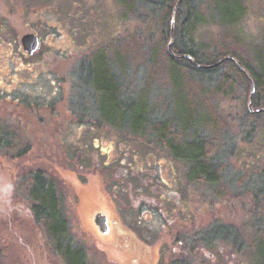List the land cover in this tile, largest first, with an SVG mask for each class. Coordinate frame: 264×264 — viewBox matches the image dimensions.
Instances as JSON below:
<instances>
[{"label": "rangeland", "instance_id": "obj_1", "mask_svg": "<svg viewBox=\"0 0 264 264\" xmlns=\"http://www.w3.org/2000/svg\"><path fill=\"white\" fill-rule=\"evenodd\" d=\"M18 1L23 4L17 9L0 2V12L8 13L7 21L0 13V125L9 132L0 136L14 144L0 143V264H66L43 236L22 188L38 172L59 185L68 239L83 247L87 264H156L166 232L186 225L198 236H210L218 226L226 230L212 236L208 255L196 247L194 264H264V116L249 112L247 84L226 75L231 80L219 90L220 83L198 82L181 70L175 91V70L166 55L160 51L146 67V49L161 39L153 0H133L135 9L126 0ZM236 1L240 7H229L224 18L211 0H191L198 21L185 32L188 8L183 9L175 27L178 47L193 46L203 58L210 52L245 58L263 52V64L256 55L249 59L250 70L262 74L264 0ZM25 31L41 39L34 54L20 42ZM97 53L111 70L123 57L124 100L150 110L139 125L147 116L156 126L166 121V128L176 129L174 116L179 118L185 99L190 115L211 122L198 129L220 167L216 182L196 179L191 163L171 151L169 137L130 128L125 120L131 113L125 120L124 111L106 114L110 122L101 119L89 64ZM263 100L256 88L253 108ZM141 208L147 220L161 218L152 223L157 243L141 239L135 218ZM186 210L193 212L188 223L181 213ZM97 212L116 219L108 234L96 228ZM167 249L159 264L176 257Z\"/></svg>", "mask_w": 264, "mask_h": 264}, {"label": "trees", "instance_id": "obj_2", "mask_svg": "<svg viewBox=\"0 0 264 264\" xmlns=\"http://www.w3.org/2000/svg\"><path fill=\"white\" fill-rule=\"evenodd\" d=\"M190 1L191 0L182 1L176 14L175 22V27L177 29L180 18L183 13V9L187 7L188 12L186 13L182 22L184 30L187 33H189L188 31L191 30V28H195L193 26L198 21L190 5ZM126 2L128 4L133 5V8L135 9L133 0H126ZM151 2L153 5L152 7H154L153 11L156 12L155 15H157L156 26L161 32V39L156 42L154 46L151 45L148 49H146L149 52V56L147 55L146 57V67L147 65L149 67H152L149 63L160 51L164 55H166L169 59L170 65L175 70V85L174 87L172 86L175 91H177L179 86V72L181 70H186L188 73L190 71V75L195 81L203 82L210 85L212 83H215L214 85H218L220 83L219 90H221L231 80L230 78H232V76H239L240 80L243 83L247 84V87L251 89V84L250 82H248L245 75L246 73H248L253 78L257 90H261L264 99V71L262 72V74L259 73L258 75H256L250 70L249 61V59L253 55H256V61L263 64L261 54L263 52H259L258 55L254 53L248 58H245L243 55L240 56L238 52H220V54L222 55L210 52L209 54L205 55V58H203L198 55L197 50L193 46L186 49L179 48L177 44V33H175L173 45L174 52H176L177 54H189L196 59V62L198 64H214L227 56H231L235 60H226L216 67L203 69L194 65L191 59H179L173 57L168 53L167 42L169 41L168 38L170 37L172 11L177 0H153ZM237 2L238 1L236 0H211L212 4L216 3V8L221 10V12L219 13L221 17L224 18L227 17V12L230 10L229 7L236 9ZM238 5L240 7L239 2ZM133 8L130 9L131 12H135ZM233 9L231 10L233 11ZM150 31L151 29H147L145 31V35L147 36L148 34H150ZM119 50L120 49H116V52H118ZM104 59L105 56L99 53L89 59V64L93 67L92 71L94 73V82L92 85L93 89L95 90V95L99 97L98 105L100 107V112L102 114H112L114 116L118 115L119 113L123 114L124 111L123 120H125L126 114L129 115V113H131V119L125 120L126 123H130L128 124L130 128L142 131L148 129L151 134L162 136L161 139H166L169 137V139L171 140L169 141L168 139L167 143L168 145L170 144L171 151L174 155L181 157L183 160L191 163V170H193L196 179L201 180L209 178L212 182H216V179L219 177H216L214 171L219 175L221 173L219 172L220 167L215 165V162L213 161V155L211 154V146L210 144H208V141L201 136L200 131L198 129V127L201 126L204 120H206L204 125L209 124L211 122H209L205 118H195L190 115L189 112L190 110H192V108L189 104L191 102L188 99H185L186 103L182 106V110L179 113V118L176 115L174 116V120L177 122V125H175L176 129H173L174 131L166 128L165 124H168L166 121H163V124L161 126H156L157 121L152 122L153 120L147 118V116L144 118L142 126L139 125L141 119L143 118V114L148 115L150 110L149 108L143 107V105L140 103L136 105L129 104L130 99L129 102L127 101L128 103H126V100H124L125 92H123V82L120 81L122 79L120 73L123 74V72L119 73V68H121V70L125 68V65L123 64V57H118L119 62L117 64L114 62L112 63L113 65L111 64L114 70H111L110 65L105 63ZM262 67L264 68V66ZM262 67L261 70L263 69ZM222 68H225L226 70L224 73L220 74L219 71H221ZM150 73L152 74V71ZM180 73H182V71ZM226 75L230 76V78H225L224 76ZM220 76L223 78H219ZM144 83L146 84L145 80ZM146 88H148V85H146ZM139 90L138 92H140ZM254 97L255 94L253 95V101ZM133 99L136 98L133 97ZM185 101L182 97L181 102L184 103ZM131 102L134 101L131 100ZM261 102L262 103L260 105L256 104L257 107L254 104V108H264V100ZM185 114L186 117L184 116ZM256 115L264 116V113H259ZM167 129L171 130V132L166 131ZM4 131V128L0 125V132L9 135V132ZM192 132V135H185V133ZM178 133H181V137L179 139L180 142L177 143L175 142L173 137L179 136ZM4 139L2 136H0V143H7V146L5 145V147L10 148L14 145L13 142L10 143L12 141L9 140L10 138H6V142L3 141ZM26 178L28 181L23 183L22 188L24 189V192L29 193L31 197V210L33 213V218L39 226L46 241L50 243L52 250L56 251L59 256H62L66 264H87L86 254L83 247H80L70 242L68 239L69 224L63 207V198L61 195V191L57 182H55L54 180L49 181V179L42 172L32 174L31 177L27 176ZM260 255L264 261V254L262 250L259 252V256Z\"/></svg>", "mask_w": 264, "mask_h": 264}, {"label": "flooded vegetation", "instance_id": "obj_3", "mask_svg": "<svg viewBox=\"0 0 264 264\" xmlns=\"http://www.w3.org/2000/svg\"><path fill=\"white\" fill-rule=\"evenodd\" d=\"M0 2H3L6 6L12 8V9H17V8H19V6L21 4H23L21 1H18V0H0ZM28 9H29L28 7L24 8V10L26 12L28 11ZM0 13L4 17V19L7 21L8 20V16H7L8 13H4V14H3V12H0ZM25 34H28V31L23 32L21 38ZM39 41H40V43H39V48H40V46H41V39L40 38H39ZM20 42H21V39H20ZM36 52H34V53H36ZM101 119L103 121L110 122V120L108 119L106 114H101ZM137 213L138 214L135 216V218H136V224H138L137 229L140 232H142L141 239L146 240V241L155 240V242H156V238H155L156 236L155 235L158 233L157 232L158 228L152 226V223H155L157 219H159L161 221V218L159 216L154 215L153 219H151L152 221L147 220L146 219L147 217L144 215V209L143 208L138 210ZM153 213L157 214L155 211H153ZM181 213L184 214L183 217L186 218L187 223L191 222L190 219H191V215L193 214L192 211L186 210V211H181ZM97 214L105 216V222H104V225L106 227L105 231H102L101 227L96 223ZM163 217L165 219L167 217V213L162 214V218ZM114 222H116V219H109L108 215H106L102 212H97L94 215V224L100 233L108 234L110 229H111V226H113ZM129 223L131 224L130 221H129ZM102 225H103V223H102ZM214 230L215 229H211V232H210L211 235L210 236H209V232L204 233L203 236L195 235L193 233V231L190 230V228L187 225L185 227H181V228L176 227L174 231L168 230L166 232V235L168 236V241L167 242L162 241V242L158 243V245H159V260L156 264H159L160 258L162 256V254L164 253L162 251L163 246H167L168 249L171 246L173 248L172 250L175 251L176 257L171 259V260H167L166 262H163L162 264H194V261L197 260L195 258L196 247L201 246L205 255H208L206 252L208 247L206 245L213 244L214 243L213 241L216 240L213 237H218V235H221L220 233L222 231H226L221 226L217 227V231H214ZM166 235L164 236V239L166 238ZM257 255H258V253H257ZM256 261H258V257L256 258ZM200 264H205V262H200ZM253 264H255V262Z\"/></svg>", "mask_w": 264, "mask_h": 264}, {"label": "water", "instance_id": "obj_4", "mask_svg": "<svg viewBox=\"0 0 264 264\" xmlns=\"http://www.w3.org/2000/svg\"><path fill=\"white\" fill-rule=\"evenodd\" d=\"M182 1L183 0H177L175 6L173 8V11H172L171 24H170V37H169V41H168V44H167V50H168L169 54L171 56L179 58V59H183V58L191 59L192 62L194 63V65H196L197 67L203 68V69L216 67V66H218L219 64H221L222 62H224L226 60H235L233 57L227 56V57L221 59L220 61H218L217 63L210 64V65H203V64H198L196 62V59L193 58L189 54H186V53L176 54L174 52L173 45H174V39H175L176 14H177V11H178ZM39 43H40L39 38L34 33L25 34L21 38L22 47L29 54H33L34 52H36L39 49ZM246 75H247V77L249 79V82L251 84V89H250V93H249L248 110H249V112H251L253 114H258V113L264 112V108H258V109H254L253 108V95L255 94L256 86H255V82H254L253 78L248 73H246ZM101 222L103 223V225H102ZM104 222H105V216L97 214L96 223L101 227L102 231L106 230Z\"/></svg>", "mask_w": 264, "mask_h": 264}, {"label": "clouds", "instance_id": "obj_5", "mask_svg": "<svg viewBox=\"0 0 264 264\" xmlns=\"http://www.w3.org/2000/svg\"><path fill=\"white\" fill-rule=\"evenodd\" d=\"M9 188H11V185H8Z\"/></svg>", "mask_w": 264, "mask_h": 264}]
</instances>
